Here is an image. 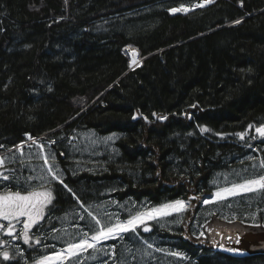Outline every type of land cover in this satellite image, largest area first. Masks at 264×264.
<instances>
[{
	"label": "trees",
	"instance_id": "16d2710c",
	"mask_svg": "<svg viewBox=\"0 0 264 264\" xmlns=\"http://www.w3.org/2000/svg\"><path fill=\"white\" fill-rule=\"evenodd\" d=\"M192 1L0 0V153L31 133L54 139L66 163L69 135L117 133L114 153L68 166V183L84 202L108 191L150 207L186 200L198 184L212 193L233 156L264 155L255 130L264 125V0L170 13ZM129 46L142 59L134 69ZM57 193L69 209V194ZM170 245L188 256L181 264H264V253ZM35 261L28 250L26 262L10 264Z\"/></svg>",
	"mask_w": 264,
	"mask_h": 264
},
{
	"label": "rangeland",
	"instance_id": "374dc122",
	"mask_svg": "<svg viewBox=\"0 0 264 264\" xmlns=\"http://www.w3.org/2000/svg\"><path fill=\"white\" fill-rule=\"evenodd\" d=\"M129 51L131 50L129 49ZM139 64L140 61L135 65L138 66ZM109 137H111V139H108ZM35 139L39 143L45 145V154L49 152L55 153L57 159L58 154L55 146H51L49 142L45 143L38 138ZM116 141L117 135H101L92 130H80L74 133L73 136L69 135V140L66 143L69 149L68 157L71 161L75 162L73 163L74 166L78 168H83V166H85V168H88L90 165H86V160L90 161L93 159L92 162L96 164L99 160L98 157L105 155L107 152L114 153L116 151ZM25 144H27V146L24 147L23 156H21V153H9L5 156L7 162L14 161L16 163H21V160L25 161L24 164L21 163L19 166L21 171L19 170V172L15 173L19 177L21 183L24 182L26 176L32 174L30 172V167H35L37 168V171H39V166L43 164L42 160L35 158V154L39 152L38 147L32 145V142L29 140H27ZM29 145L32 146L29 147ZM30 156L32 157L31 165L27 163ZM250 157L252 159H249ZM261 160H264V155L260 150L252 152L248 157L233 156L231 158V161H233L232 168L217 173L210 181V186L213 188V194L218 189L230 187L233 183H240L243 178H252L264 174V169L259 166ZM235 163L241 164L235 166ZM58 167L62 172L59 164ZM24 169L26 171H24ZM33 183H35V181ZM213 194L205 197V199H211ZM185 202L188 205L190 204L189 200ZM92 205L100 206L93 207L92 211L94 214L99 213L102 220L108 219V217L104 215L105 212L112 214V222H115L117 217L123 221L128 219L131 215H135L138 211L151 208L146 200H137L136 198L130 197L119 199L116 195L113 196L111 201L105 199L101 203ZM188 209L189 207L182 213L160 218L159 220L147 221V223L150 221L155 222L158 226L159 234H144L141 231L142 226H138L135 233H124L119 239H110L97 245V247L103 248L109 252L111 251L112 246H115V259L104 256L102 252H94L89 249L79 258V264H103L104 260H107L108 264H181V261L188 259L187 255L183 252L177 251L169 243L175 239L173 238V235L179 233L176 228L181 226ZM215 212L226 218L229 217L230 219L242 215L248 218L252 223H264V190H258L251 193H241L223 201L212 202L207 205L202 203L196 217L198 234L203 232L204 224ZM82 215L86 216L87 214L82 213ZM75 219L78 218H76V216H72V218L68 216L64 222H69ZM77 221H79L77 224H75L76 221L71 225L68 224V226H70L63 230L57 238L64 243L78 241L80 239L78 233L88 231V226L87 221L80 219ZM89 235H91V233H89ZM6 241L8 243L6 244V248L13 245L11 239H7ZM42 242L43 241L41 240V243ZM148 244H152L153 247L148 248ZM66 248L67 246L65 248H58V251L55 253ZM157 249H160V251H157ZM221 249L228 253L242 254L240 251H229V249L225 248ZM170 253H179L181 255H171ZM53 254L54 253L47 254L45 256H51ZM66 264H76V261L66 262Z\"/></svg>",
	"mask_w": 264,
	"mask_h": 264
},
{
	"label": "snow or ice",
	"instance_id": "6c2138e0",
	"mask_svg": "<svg viewBox=\"0 0 264 264\" xmlns=\"http://www.w3.org/2000/svg\"><path fill=\"white\" fill-rule=\"evenodd\" d=\"M67 2V0H65ZM212 0H203V2L194 4L192 8L203 7L204 3H210ZM185 5H180L179 7H173L170 12L175 13H187L190 11ZM234 23H240L239 20ZM131 48V46H129ZM138 51L131 48V64H138L137 61ZM131 64L129 65L131 67ZM195 107V106H193ZM157 120H166V116H160L156 113L152 114ZM147 121V117H143ZM133 119H136L134 116ZM253 126L249 125V129ZM256 132L264 137V125L257 127ZM201 132L208 131L207 128H201ZM27 139L32 142V145L38 147L39 152L35 154V158L42 160L43 164L39 166V171L37 168L30 167V172L32 174L24 178V182L21 183L19 177L15 174V169L5 168L6 157L0 156V184H3V189L0 190V221H6L7 223H0V231L5 235L12 237L13 239H22L24 244L32 247L30 243L32 237L30 236L31 230L36 227L39 231V225L41 221H44L47 215V211H50L49 206L52 205L55 199L53 195L52 184L58 183L62 188L69 194L70 198L76 201V204L82 209L87 215H80L79 219L87 221L88 231L78 233L80 239L76 242L68 243L66 249H62L58 253H54L51 256H43L35 261V264H66V262L76 261L79 264V258L83 253L87 252L89 249L94 252H102L104 256L115 259V246H112L111 251H107L103 248L97 247V245L102 244V242L108 241L110 239H119L124 233L132 232L135 233L138 226L143 227V231L147 232L151 229L147 226V221L149 220H159L160 218L172 216L174 214H179L190 206L186 204L184 200H175L172 202L161 204L158 207H152L150 209H145L138 211L135 215H131L126 220H120L118 217L115 222H112V214L104 213L108 217L107 220H102L99 213L94 214L92 211L93 205H86L81 201L80 197L70 188L63 179V173L58 167V162L56 159V154L49 152L45 154L43 143H39L31 134H25ZM240 138L243 139L244 134H238ZM108 139H111L109 137ZM22 142L20 145L14 146L17 151L23 156V146ZM49 143L55 144V141H50ZM32 145H29L31 147ZM4 145L0 144V148ZM11 151V150H9ZM63 155V153H60ZM30 156L27 163L31 165ZM249 159H252L251 157ZM24 164L25 161L21 160ZM264 169V160L260 161L259 165ZM15 181L16 190H12L8 183ZM35 181V183H33ZM258 190H264V174H261L252 178H243L240 183H233L230 187H225L218 189L211 199H204L203 203L205 205L212 202L223 201L229 197L239 195L241 193H251ZM191 199H199V197H193ZM50 219V217H49ZM15 221V223H13ZM16 224H22V229L17 231ZM55 231V229H54ZM91 233V235H89ZM204 233L201 232L200 236ZM237 243L239 242L237 238ZM40 237L35 238V244H40ZM7 244V241H4ZM148 248H152V244L147 245ZM160 251V249H157ZM229 251H239L232 250ZM23 256V252L19 253ZM171 255H181L179 253H170ZM0 257L3 261H9L10 259H15V256L10 257V253L7 250L0 252ZM103 264H108L107 260L103 261Z\"/></svg>",
	"mask_w": 264,
	"mask_h": 264
},
{
	"label": "flooded vegetation",
	"instance_id": "af4514ba",
	"mask_svg": "<svg viewBox=\"0 0 264 264\" xmlns=\"http://www.w3.org/2000/svg\"><path fill=\"white\" fill-rule=\"evenodd\" d=\"M57 162L59 164V166L62 169V173H63V179L64 182L70 187V184L68 183V178L72 175V170L68 168V166L73 165V163H75L74 161H71L70 159L68 160V162L64 163L62 162L60 159H57ZM91 164H94L93 162H90ZM78 164V163H77ZM8 183L9 186L11 187L12 190H16V184L13 182H5ZM59 185L58 183H53L52 184V189H53V195L55 197V199L53 200L52 205L49 206L50 211H47V215L44 221H41V224L38 226L39 227V231H37V228L34 227L30 233H32L33 235H30L32 237V240L30 241V243L33 245L32 247L35 248V254L36 257L41 258L45 255H49L52 253H55L58 251V248H64L66 247L65 245H67L66 243L60 241L57 236L65 229L68 227V224H72L73 222H75L76 220H72L69 222H64V220L67 219L68 216H70L72 218V216H76L78 214L79 211V207L76 204V201L72 199V203H70V208L69 209H63L64 207L61 206L60 202L59 205H57L58 201L57 197H58V189H59ZM62 187V186H61ZM3 189V184H0V190ZM73 189V188H72ZM64 190V189H63ZM197 191L198 193H205L203 188L198 184L196 189H190L189 191H191L192 193L194 191ZM65 191V190H64ZM73 191L75 192V190L73 189ZM77 194V193H76ZM110 197H112L111 195H107L104 197L103 200L105 199H109ZM74 202V203H73ZM92 205V204H91ZM50 217V219H49ZM196 222H194L193 226H192V232L194 234V236L196 237H201L200 234H198V230L196 227ZM0 223H7L6 221H0ZM15 223V221L13 222ZM77 223V222H76ZM75 223V224H76ZM152 223V230H151V234H159L160 232L158 231V226ZM16 229L17 231H19L20 229H22V224H16ZM55 229V231H54ZM180 233H176L173 235V238L175 239H180ZM39 236L40 239L43 241L40 244H35V238ZM9 236L5 235L2 231H0V252L7 250L10 253V257L11 256H15V259H10L9 261H3L2 257H0V264H10L12 262H14V260H21L20 258L22 257L19 253L22 251L21 248L26 249L27 244L23 243V240H16V239H12L13 240V245H11L9 248H6V244H4V241L7 240ZM10 238V237H9ZM210 243V242H209ZM8 244V243H7ZM194 245V244H193ZM21 246V248H20ZM29 246V245H28ZM206 250V249H205ZM209 250V249H208ZM218 251V250H216ZM222 251V250H220ZM16 256H20L18 258H16Z\"/></svg>",
	"mask_w": 264,
	"mask_h": 264
},
{
	"label": "water",
	"instance_id": "95a60500",
	"mask_svg": "<svg viewBox=\"0 0 264 264\" xmlns=\"http://www.w3.org/2000/svg\"><path fill=\"white\" fill-rule=\"evenodd\" d=\"M140 117L141 116L137 114L136 119ZM154 119H156V117ZM144 121L148 125L153 122V120L149 118L147 121L144 119ZM203 197L204 194L199 196L198 202L192 203L190 211L182 224L183 232L181 238L192 242L202 249H217L222 245L249 254L264 253V224L246 223L239 219L228 221L218 214H214L212 219L205 225L204 231L206 236L196 240L193 239L191 225L196 216L198 205ZM191 198L192 197H190V199ZM147 226L150 229L152 227L150 224H147ZM150 231L144 232L149 233ZM237 238L239 240L238 243L236 242ZM207 242H210V244H207Z\"/></svg>",
	"mask_w": 264,
	"mask_h": 264
},
{
	"label": "bare ground",
	"instance_id": "6f19581e",
	"mask_svg": "<svg viewBox=\"0 0 264 264\" xmlns=\"http://www.w3.org/2000/svg\"><path fill=\"white\" fill-rule=\"evenodd\" d=\"M137 59H138V56H137ZM133 65H135V64H133Z\"/></svg>",
	"mask_w": 264,
	"mask_h": 264
}]
</instances>
